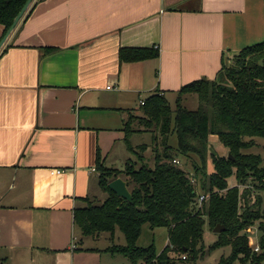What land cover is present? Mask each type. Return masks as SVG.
Listing matches in <instances>:
<instances>
[{
  "label": "crops",
  "instance_id": "obj_1",
  "mask_svg": "<svg viewBox=\"0 0 264 264\" xmlns=\"http://www.w3.org/2000/svg\"><path fill=\"white\" fill-rule=\"evenodd\" d=\"M263 42L264 0H34L0 51V264H106L74 213L121 138L112 111ZM126 48L159 56L122 63Z\"/></svg>",
  "mask_w": 264,
  "mask_h": 264
},
{
  "label": "trees",
  "instance_id": "obj_2",
  "mask_svg": "<svg viewBox=\"0 0 264 264\" xmlns=\"http://www.w3.org/2000/svg\"><path fill=\"white\" fill-rule=\"evenodd\" d=\"M27 1L0 0L2 38ZM158 56L156 48H126L120 52L122 63ZM177 93L175 110L166 95L158 92L142 105L143 116L130 112L124 123L127 141L141 128L155 133L154 167L143 164L136 168L135 163H128L123 169L107 168L98 155L99 185L107 197L100 203L88 200L87 206L77 208L75 225L84 236L93 237L104 232L114 235L120 229L126 244L112 245L106 251L125 255L132 264H176L175 255L183 262L194 263L203 257L205 226L214 231L220 224L225 230L218 233L213 247H232L231 256L221 264L236 260L241 264H263L264 206L261 195L254 193H264V163L261 155L245 150L257 144V137L264 138V42L241 50L215 79L192 81ZM188 94L198 95L197 109L183 106L182 97ZM135 123L140 127L134 128ZM172 133L177 136L176 148L169 143ZM211 135L218 136L226 155L214 149ZM138 149L144 151L146 146ZM179 156L197 157L192 160L193 172L175 162ZM118 177L127 181L132 202L109 188V182ZM201 195L206 198L199 205ZM145 225L168 229V245L159 254L154 244L138 245ZM256 225L262 234L259 252L254 251L249 236Z\"/></svg>",
  "mask_w": 264,
  "mask_h": 264
},
{
  "label": "rangeland",
  "instance_id": "obj_3",
  "mask_svg": "<svg viewBox=\"0 0 264 264\" xmlns=\"http://www.w3.org/2000/svg\"><path fill=\"white\" fill-rule=\"evenodd\" d=\"M151 95L152 93L150 92H143L140 95L137 94L135 95L133 101H128L126 106H124L119 110L112 111L114 112L112 114L121 115V117H119V121L121 119L120 124L119 122H115L113 124L116 125L118 123L117 126H114V128H115V132L120 133L121 138H118V140L115 141L114 146L107 151V160L105 157L102 159V163L107 168L123 169L125 165H127L128 163H135L136 168H140L143 164L148 165L149 167H154L155 165L154 147L156 146V141L154 139L155 133L141 128L142 129L141 131L132 132L128 137V141H127L126 134L124 131V125H125L124 123L129 118L130 112H132L137 116H143V108L140 103V99L142 100L144 99L146 101L147 99L150 98ZM166 98L170 102L172 108L175 110L176 102L178 99V93L177 92L167 93ZM182 99H183L182 104L187 109L195 110L199 106V98L198 95L196 94L184 95ZM139 127L140 126L137 123H135L134 128L137 129ZM118 129H122V130H118ZM256 141L257 144H255L253 147L249 148L248 150H245V152L261 155L264 163V138L257 137ZM169 143L170 145L176 148L177 136L175 133L170 134ZM142 145L146 146V149L144 151L138 149ZM212 145L214 149L218 151V153L223 147V145L220 143L219 140L213 141ZM224 154L226 155L227 151H225ZM193 157L194 158L187 159L184 156H179L178 158L185 165V167L189 172L190 171L193 172L192 160H197L196 156ZM212 170H213V164L210 159L208 164V171L211 172ZM230 182L231 184H234L235 179L233 177L230 178ZM199 192L203 194L202 190H199ZM257 194H260L262 197L261 207H263L264 193L263 192L254 193V195ZM106 197L107 194L101 189L99 185V187L97 188V192L93 197L94 201L100 203L103 202L106 199ZM261 235L262 234L258 228V225L252 227V230L249 231L251 243L253 245L259 243ZM82 236L84 235L82 234ZM84 238H85L84 240H88L89 242H91V247L100 248L102 250L106 249L107 247L109 248L112 245L126 244L125 236L123 232L120 231V229H117L114 235H112L109 232H104L99 236V238H94L93 236H84ZM218 239H219L218 233L212 231L209 225L207 224L205 226V235H204L205 250L203 257H201L194 263L190 261L183 262L180 260L178 255H175V258L177 259L176 264H221V261L223 259H226L231 256L232 247L230 245L213 247L214 243L217 242ZM151 244L155 245L156 252L159 254L168 245V229L166 227L151 229L149 225H145L143 227L142 235L138 241V245L141 247H148ZM103 252L104 255L102 258L104 261H107L106 264H132L130 259L125 255L112 254L108 251H103ZM227 264H241V262L239 260H236L232 263H227Z\"/></svg>",
  "mask_w": 264,
  "mask_h": 264
},
{
  "label": "water",
  "instance_id": "obj_4",
  "mask_svg": "<svg viewBox=\"0 0 264 264\" xmlns=\"http://www.w3.org/2000/svg\"><path fill=\"white\" fill-rule=\"evenodd\" d=\"M33 1L34 0H28L26 2L25 6L22 8V10L19 12V14L14 19L12 26L6 32L4 37L0 40V51L3 48V46L5 45L6 41L8 40V38L11 35V33L13 32V30L15 29V27L17 26V24L19 23V21L21 20V18L25 15V13L30 8ZM229 157L231 159H233V157L231 155H229ZM108 186L113 192L116 193V195L118 197L124 198L128 202L133 201V195H132V193L128 187L127 181L124 180L122 177H118L116 179L111 180L109 182ZM224 230H225V227L223 225H220V224L214 228V232H216V233H221Z\"/></svg>",
  "mask_w": 264,
  "mask_h": 264
},
{
  "label": "built area",
  "instance_id": "obj_5",
  "mask_svg": "<svg viewBox=\"0 0 264 264\" xmlns=\"http://www.w3.org/2000/svg\"><path fill=\"white\" fill-rule=\"evenodd\" d=\"M108 89H112V88H114V86H108L107 87ZM140 103H141V105H144L145 104V101L144 100H140ZM175 162L176 163H180V161L179 160H175ZM61 172V170H58V173H60ZM206 198V196L205 195H201L200 197H199V205H201L202 203H203V201H204V199ZM252 230V229H251ZM250 230V231H251ZM254 246V251H256V252H259L260 251V245H259V243H257V244H255V245H253Z\"/></svg>",
  "mask_w": 264,
  "mask_h": 264
}]
</instances>
